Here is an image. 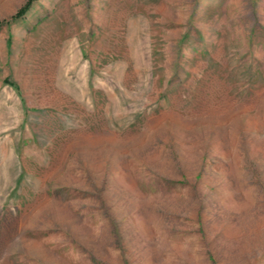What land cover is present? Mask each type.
I'll return each mask as SVG.
<instances>
[{
    "label": "rangeland",
    "instance_id": "rangeland-1",
    "mask_svg": "<svg viewBox=\"0 0 264 264\" xmlns=\"http://www.w3.org/2000/svg\"><path fill=\"white\" fill-rule=\"evenodd\" d=\"M0 264H264V0H0Z\"/></svg>",
    "mask_w": 264,
    "mask_h": 264
}]
</instances>
